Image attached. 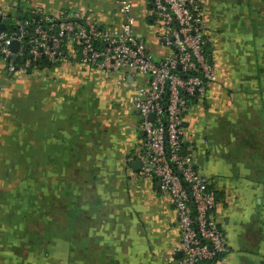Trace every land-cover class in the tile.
I'll return each instance as SVG.
<instances>
[{
  "label": "crops",
  "instance_id": "crops-1",
  "mask_svg": "<svg viewBox=\"0 0 264 264\" xmlns=\"http://www.w3.org/2000/svg\"><path fill=\"white\" fill-rule=\"evenodd\" d=\"M0 1L39 18L122 20L114 0ZM130 2L136 35L160 59L147 0ZM200 8L215 78L184 115V148L209 179L228 244L207 264H264V0ZM113 74L67 61L18 76L0 67V264H174L173 205L135 175L132 76Z\"/></svg>",
  "mask_w": 264,
  "mask_h": 264
},
{
  "label": "built area",
  "instance_id": "built-area-1",
  "mask_svg": "<svg viewBox=\"0 0 264 264\" xmlns=\"http://www.w3.org/2000/svg\"><path fill=\"white\" fill-rule=\"evenodd\" d=\"M149 15L159 27L157 42L167 50L160 59L146 51L134 31L130 0H114L122 17L118 25L102 27L97 16L60 13L33 19L20 17L0 1V63L10 75L26 74L42 60L51 67L67 61L103 72L132 76V108L141 133L138 152L140 180H155L170 199L179 234L170 255L174 264H205L228 250L213 217L216 204L208 177L184 148V115L202 99L214 80V66L205 52L200 0H147ZM84 17V18H83ZM19 43L16 51L11 43ZM23 59L21 65L16 60ZM146 75L143 83L134 76ZM152 115V119H151ZM178 258H174L176 252Z\"/></svg>",
  "mask_w": 264,
  "mask_h": 264
},
{
  "label": "trees",
  "instance_id": "trees-1",
  "mask_svg": "<svg viewBox=\"0 0 264 264\" xmlns=\"http://www.w3.org/2000/svg\"><path fill=\"white\" fill-rule=\"evenodd\" d=\"M63 13H67V12H63ZM15 14H16L17 16H20V17H25V18L33 19L35 22H39V20H40V18L37 17L36 15H34V14H30L29 12H26V11H24L23 9H20L19 7L16 8ZM205 52H206V51H205ZM16 62H17L19 65H21V62H20L19 59H17ZM0 67H4V66H2L1 63H0ZM50 67H51V65H50L47 61L42 60V61L39 62L38 64H36V65L34 64L33 67H27V72H26V74H31L33 70H38V69H43V70H44V69H47V70H49ZM207 262H209V261H207ZM207 262H206L205 264H207Z\"/></svg>",
  "mask_w": 264,
  "mask_h": 264
},
{
  "label": "water",
  "instance_id": "water-1",
  "mask_svg": "<svg viewBox=\"0 0 264 264\" xmlns=\"http://www.w3.org/2000/svg\"><path fill=\"white\" fill-rule=\"evenodd\" d=\"M4 27V25L3 24H0V28L2 29ZM18 45H19V43L17 42V41H13L12 43H11V48H12V50L13 51H16L17 50V48H18ZM23 61V59L21 58L20 59V62H22ZM153 117H152V115H151V119H152ZM133 166L135 167V166H137V167H140V165H139V162L136 160V161H134L133 162ZM178 254H179V256H180V252H178Z\"/></svg>",
  "mask_w": 264,
  "mask_h": 264
},
{
  "label": "rangeland",
  "instance_id": "rangeland-1",
  "mask_svg": "<svg viewBox=\"0 0 264 264\" xmlns=\"http://www.w3.org/2000/svg\"><path fill=\"white\" fill-rule=\"evenodd\" d=\"M34 71H35V70H33L32 72H34ZM109 73H111V75H115V74H113L112 72H109ZM107 74H108V73H107ZM114 79H115V78H114ZM121 82H123L122 79H121ZM121 82H120L119 86L122 84ZM114 83H115V80H114Z\"/></svg>",
  "mask_w": 264,
  "mask_h": 264
}]
</instances>
